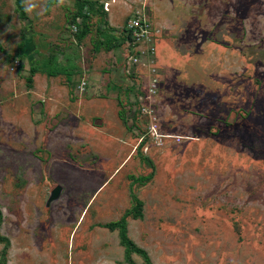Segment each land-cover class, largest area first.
Returning a JSON list of instances; mask_svg holds the SVG:
<instances>
[{
	"label": "rangeland",
	"instance_id": "1",
	"mask_svg": "<svg viewBox=\"0 0 264 264\" xmlns=\"http://www.w3.org/2000/svg\"><path fill=\"white\" fill-rule=\"evenodd\" d=\"M85 1L0 0L5 264H264V0Z\"/></svg>",
	"mask_w": 264,
	"mask_h": 264
},
{
	"label": "built area",
	"instance_id": "2",
	"mask_svg": "<svg viewBox=\"0 0 264 264\" xmlns=\"http://www.w3.org/2000/svg\"><path fill=\"white\" fill-rule=\"evenodd\" d=\"M108 3H104V10H108ZM124 48V58L127 60L128 71L141 63V59L153 53L154 45L151 43L150 28L143 11L130 18L120 33Z\"/></svg>",
	"mask_w": 264,
	"mask_h": 264
},
{
	"label": "trees",
	"instance_id": "3",
	"mask_svg": "<svg viewBox=\"0 0 264 264\" xmlns=\"http://www.w3.org/2000/svg\"><path fill=\"white\" fill-rule=\"evenodd\" d=\"M15 4H16V8L17 11L19 13V17L21 19L25 18V12H24V8L22 5V0H15ZM75 7H76V19L79 18L81 20L85 19L88 15L89 10L92 9V5L89 1H85V0H75ZM80 23L78 22L77 25H79ZM85 35V31L81 30V32L79 33V35L77 36V39H81L83 36ZM103 37H107L106 35V31L105 33L102 34ZM112 38V36H111ZM114 38V37H113ZM30 72L34 73L35 72V68H30ZM49 74L51 76H59V75H70L71 71L65 69L62 66L56 65L54 66L51 71L49 72ZM28 82H31V79H28ZM140 201L136 200V206L139 207L140 206ZM125 220H126V216H123L121 219V222L119 224V238H120V242L121 244L124 246V252L125 254H129L130 252H138L143 259L148 263V258L146 256V254L140 250L137 249L133 246L132 242L128 239L127 235H126V229H125ZM108 229H113L114 226L112 225H107ZM0 242L4 244V247L1 251V255H0V264H5V255H6V240L3 238H0Z\"/></svg>",
	"mask_w": 264,
	"mask_h": 264
},
{
	"label": "water",
	"instance_id": "4",
	"mask_svg": "<svg viewBox=\"0 0 264 264\" xmlns=\"http://www.w3.org/2000/svg\"><path fill=\"white\" fill-rule=\"evenodd\" d=\"M61 191L62 189L60 186H55L50 192L46 205L48 206L53 201H56L60 197Z\"/></svg>",
	"mask_w": 264,
	"mask_h": 264
},
{
	"label": "clouds",
	"instance_id": "5",
	"mask_svg": "<svg viewBox=\"0 0 264 264\" xmlns=\"http://www.w3.org/2000/svg\"><path fill=\"white\" fill-rule=\"evenodd\" d=\"M59 3L62 5L64 0H59ZM36 7L34 0H25L24 8L26 12H31Z\"/></svg>",
	"mask_w": 264,
	"mask_h": 264
}]
</instances>
